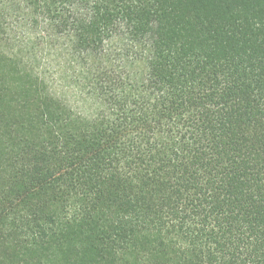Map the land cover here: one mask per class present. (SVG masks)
<instances>
[{"label": "trees", "instance_id": "1", "mask_svg": "<svg viewBox=\"0 0 264 264\" xmlns=\"http://www.w3.org/2000/svg\"><path fill=\"white\" fill-rule=\"evenodd\" d=\"M0 264H264V0H0Z\"/></svg>", "mask_w": 264, "mask_h": 264}]
</instances>
